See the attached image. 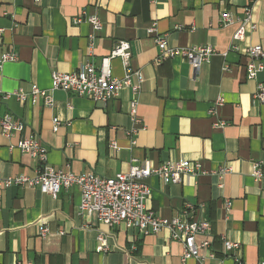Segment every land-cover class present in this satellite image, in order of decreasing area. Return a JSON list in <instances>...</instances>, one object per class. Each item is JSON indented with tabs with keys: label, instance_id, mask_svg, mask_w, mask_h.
Wrapping results in <instances>:
<instances>
[{
	"label": "crops",
	"instance_id": "0c3cea01",
	"mask_svg": "<svg viewBox=\"0 0 264 264\" xmlns=\"http://www.w3.org/2000/svg\"><path fill=\"white\" fill-rule=\"evenodd\" d=\"M248 7L256 28L247 26L245 36L234 40ZM84 10L100 18V32L89 23H74ZM224 12L234 24L219 25ZM153 24L156 32L149 34ZM0 30L4 93L29 91L34 84L49 89L52 72L99 64L119 41L130 43L129 65L144 77L136 95L144 130L132 135L134 95L126 88L108 103L63 91L53 93L52 107L3 101V112L26 127L12 138L0 131V176L37 175L35 158L17 148L20 138L31 133L48 148V164L67 173L113 178L127 173L132 160L151 169L166 162L200 163L205 173L186 176L180 184L165 185L156 176L144 180L152 188L147 210L167 219L206 220L218 255L225 241L238 242L243 264L264 262V179L252 177L254 162L264 159V105L253 99L264 71L248 80L245 70L246 51L257 45L264 51V0H0ZM157 37L171 48L211 46L216 54L195 71L180 58L160 59ZM10 52L17 59L1 63ZM122 62L111 61V75L120 79ZM219 98L221 105L216 104ZM54 118L60 122L57 132ZM218 120L226 126L216 128ZM112 142L117 150L110 148ZM223 168L229 171L222 173ZM80 196L77 187L62 189L57 199L36 186L3 190L0 264H199L182 261L183 244L166 230L143 237L124 223L109 228L81 214ZM186 204L194 207L189 214ZM42 226L50 230L46 237L40 236ZM99 234L108 252L95 250ZM203 240L196 238L198 245ZM199 254L204 264L211 263L209 250L199 248Z\"/></svg>",
	"mask_w": 264,
	"mask_h": 264
},
{
	"label": "built area",
	"instance_id": "2783aa9c",
	"mask_svg": "<svg viewBox=\"0 0 264 264\" xmlns=\"http://www.w3.org/2000/svg\"><path fill=\"white\" fill-rule=\"evenodd\" d=\"M39 2L40 0H35ZM86 22L91 25L94 32H100L103 28L102 21L96 15L88 14L86 10L74 19L75 24ZM234 24V18L229 12H224L219 18L220 26H230ZM250 26L255 30L256 25L252 22L251 8L245 9V18L239 23V28L235 32L234 40H241L246 34V27ZM156 32L155 24L149 30V34ZM2 33V30H0ZM93 37V36H92ZM93 39V38H92ZM157 47L160 50V59L180 58L189 63L195 71L201 65L210 62L216 54V50L211 46H194L185 49H176L168 46L164 37L156 38ZM232 49L236 50L233 46ZM223 54V56H225ZM248 62L246 64L247 79L253 80L257 74L264 71V51L261 46H253L246 51ZM119 58L125 68L123 78H116L112 74L111 61ZM17 56L10 52L2 56L1 63L15 61ZM131 59V46L127 41H119L115 44L110 54L102 58L100 63L85 62L76 70L69 73L52 72L49 89H42L36 84L32 85L29 91L19 89L12 93H4L0 90V131L6 138L20 135L25 130L23 120L16 118L9 112H3V101L14 98L18 103L31 105L43 104L52 107L54 104L53 93L63 91L77 97H86L94 102L108 103L119 98L122 90L129 89L134 95L130 101V114L135 127L129 135L144 130L141 120L138 118L136 95L139 94L144 77L139 70H132L129 61ZM253 99L258 104L264 105V83H258L253 95ZM223 99L216 102L221 105ZM209 115H213L214 110L210 108ZM53 131L57 132L60 126L58 118L53 119ZM216 128H223L226 122L218 120L213 124ZM132 145L136 142L131 141ZM17 148L25 154L35 158L38 163L37 175L33 178L24 176L2 177L0 176V208L2 191L14 186L28 185L38 187L39 190L51 198L57 199L62 189L77 187L81 192L79 212L94 216L101 224L114 228L124 223L126 227L135 231L139 236L158 234L162 230L169 232L172 240L183 244L182 261L195 259L199 264H204V259L199 254V248L209 250L208 257L210 264H243L242 255L239 254L241 246L238 242L225 241L220 254L212 248L210 237L212 236V226L210 222L197 219L183 221L179 217L167 219L157 216L147 210L146 202L152 194V188L145 183L149 177L156 176L165 185H176L182 182L186 176H196L204 174L200 163L191 164L188 161L166 162L156 169L141 168L136 160H132V165L127 173L117 174L113 178H105L96 174L79 175L67 173L61 169H55L48 164V148L34 133L20 138ZM110 148L117 150L115 142L110 144ZM229 171L223 168L222 173ZM256 181L264 179V159L254 162L253 176ZM231 202H226V211L229 212ZM186 213L189 214L194 207L191 204L185 205ZM40 236L46 237L50 230L47 227H40ZM203 237L200 245L196 238ZM98 253L109 251L105 236H97ZM264 264V262L260 263Z\"/></svg>",
	"mask_w": 264,
	"mask_h": 264
}]
</instances>
